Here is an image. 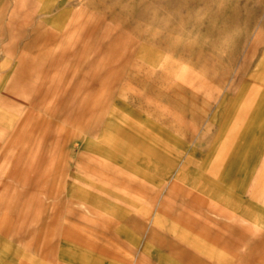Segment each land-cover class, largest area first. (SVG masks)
Here are the masks:
<instances>
[{"label": "rangeland", "instance_id": "1", "mask_svg": "<svg viewBox=\"0 0 264 264\" xmlns=\"http://www.w3.org/2000/svg\"><path fill=\"white\" fill-rule=\"evenodd\" d=\"M58 41L2 103L67 128L0 125V264H264V0H0L3 75Z\"/></svg>", "mask_w": 264, "mask_h": 264}, {"label": "bare ground", "instance_id": "2", "mask_svg": "<svg viewBox=\"0 0 264 264\" xmlns=\"http://www.w3.org/2000/svg\"><path fill=\"white\" fill-rule=\"evenodd\" d=\"M42 6V5H41ZM40 12L41 14H47V9L46 8H40ZM15 19H14V16L11 15L9 17V20H8V24L12 25L14 23ZM33 26V25H32ZM58 36V35H57ZM46 37V36H45ZM58 39V38H57ZM20 43V42H19ZM56 52L55 53H50V51H48V53H44L42 54V58H38L36 57L35 55H30L29 52H21V54L18 55V59H16V64L13 66L11 72H8V75L9 76H5L3 75V73L1 72V69L5 68V67H8L11 63L9 60H6L4 61L3 63L0 64V94H1V98L0 99V125H9L12 123V121L16 119V125H21V124H24V123H28V122H36L35 124L36 125H39V128H38V134L41 135V137L38 139L36 138H33V142L34 140H37L39 141V145L36 146H33L31 147V150L34 151L36 149H40L43 145L42 143V140L46 139V135L50 133V130L51 128H53V124L55 126L58 127V129L61 131V130H65L67 128V123L62 119L61 115H60V107H61V101H60V98H61V95H56L53 94V91L51 89V83H48L47 85L45 84L44 87L45 89H40L41 91V94L39 96H37V100L35 101V103H43L46 99L48 98H52V103L50 105H47V106H44L41 104L42 107H44L43 109H40L39 107L37 108V110H39L38 113H36L35 109L34 108L32 110V113H29V114H23L22 116L20 117H16L15 115V110L13 111V108H15L14 106L12 105H7V106H3L2 103H4L5 99L4 98H8L10 96V98H12L15 93L21 89H24L25 88V85L28 84V82H31L34 78L35 75H37V73L39 72V70L41 69H45L46 66L48 65H51L52 63H54L57 59V55H58V51H60L63 47V43H61L60 41L56 42ZM45 47V46H44ZM37 49V48H36ZM40 49V48H39ZM22 51V50H21ZM47 52V51H46ZM50 53V54H49ZM147 69H150L149 67H147ZM141 79L142 80H146L148 77H149V72L148 71H145L143 73H141ZM42 77V76H41ZM34 81V80H33ZM6 83H9L11 85L5 87L7 84ZM4 86V87H3ZM4 89H3V88ZM122 89V88H120ZM4 100V101H3ZM111 101V100H110ZM115 103V102H114ZM113 103V104H114ZM28 106L30 108H33L32 105L28 104ZM110 106V105H109ZM4 107V108H2ZM35 107V106H34ZM119 108V107H118ZM12 109V110H11ZM21 109V108H20ZM20 109H16V111L18 110V112L20 111ZM113 110V109H112ZM115 110V109H114ZM176 110V109H175ZM178 112V111H177ZM113 113V112H112ZM108 117V116H107ZM176 120V119H175ZM25 127V126H24ZM34 129V128H33ZM2 133V131H0V134ZM108 133V132H107ZM34 135V134H32ZM107 135V134H106ZM117 136V135H116ZM116 138V137H114ZM118 138V136H117ZM84 139H87V137H85ZM119 140V139H118ZM151 140V139H150ZM45 141V140H44ZM154 142V141H153ZM121 143V142H120ZM162 144V143H161ZM111 145V144H110ZM113 145V144H112ZM25 146L24 143L22 144V147ZM154 147V146H153ZM152 147V148H153ZM110 148V147H109ZM117 149V147H115ZM114 148V149H115ZM151 148V147H150ZM149 148V150H150ZM155 148V147H154ZM153 148V150H154ZM161 148V147H160ZM157 149V148H155ZM162 149V148H161ZM151 150V151H153ZM159 150V149H158ZM116 151V150H114ZM151 151H148V152H151ZM157 151V150H156ZM1 152V150H0ZM159 152V151H158ZM152 154V152H151ZM154 154V152H153ZM158 153L155 154V156L157 155ZM2 154L0 153V156ZM83 156V155H82ZM154 156V155H153ZM85 158V157H84ZM86 159V158H85ZM87 161V160H86ZM84 162V161H83ZM89 164V163H88ZM95 165V164H94ZM79 166V165H78ZM89 166V165H88ZM96 166V165H95ZM94 167V166H93ZM84 168V167H83ZM86 168H87V165H86ZM99 168V167H98ZM112 168V167H111ZM115 168V167H114ZM117 169V167H116ZM115 169V170H116ZM120 169V168H118ZM91 170V169H90ZM96 170V168H95ZM104 170V169H103ZM114 170V171H115ZM87 171V170H86ZM93 171V170H92ZM97 171H99L97 169ZM113 171V172H114ZM118 171V170H117ZM95 172V171H93ZM102 172V171H101ZM112 171H110L111 173ZM94 174V173H93ZM96 174H98L96 172ZM107 174V173H106ZM130 174V173H129ZM109 175V174H108ZM106 175V176H108ZM132 175V174H131ZM110 176V175H109ZM127 176H128V173H127ZM56 177V176H55ZM102 177V176H101ZM134 177V176H133ZM111 178H114V179H117V177H112ZM123 178V177H121ZM131 178V177H130ZM129 178V179H130ZM55 179V178H54ZM128 179V180H129ZM136 179V178H135ZM107 180V179H106ZM110 180V179H108ZM122 180V179H121ZM132 180V179H131ZM115 181V180H113ZM112 181V182H113ZM117 182V180H116ZM128 182V181H127ZM102 183V182H101ZM114 183V182H113ZM120 182L118 181L117 184H119ZM116 184V183H115ZM127 184H131V183H127ZM126 184V186L128 187V185ZM105 185V184H104ZM125 186V184H123ZM120 186V185H119ZM123 186V187H124ZM136 186H137V183H136ZM139 186V185H138ZM111 187V186H109ZM133 187V185H132ZM125 188V187H124ZM131 188V187H130ZM139 188V187H138ZM112 189V187H111ZM127 189V188H126ZM142 190V189H141ZM53 192V190H51ZM117 191V189H116ZM133 191V190H131ZM136 191V190H135ZM134 191V192H135ZM138 191V190H137ZM51 192V193H52ZM141 193V191H139ZM118 193V192H117ZM139 194V193H138ZM148 194V193H147ZM58 195V194H57ZM141 195V194H140ZM69 197V196H68ZM115 198V197H114ZM171 198V197H170ZM192 202V201H191ZM69 209V208H68ZM71 209V208H70ZM69 211V210H68ZM67 211V212H68ZM75 211V210H73ZM66 212V213H67ZM78 212V211H77ZM104 213V212H103ZM77 214V213H76ZM81 214V213H80ZM101 214V213H100ZM104 215V214H103ZM109 217V216H108ZM107 217V218H108ZM111 219V218H110ZM207 219V218H206ZM219 219V218H218ZM95 220V219H94ZM112 220V219H111ZM99 221V220H98ZM108 221V220H107ZM100 222V221H99ZM103 224V223H102ZM101 224V225H102ZM104 225V224H103ZM107 225V224H106ZM214 225H217V224H214ZM100 226V225H99ZM98 226V227H99ZM105 226V225H104ZM218 227V226H217ZM83 228V227H82ZM222 228V227H221ZM84 229V228H83ZM98 229V228H97ZM223 229V228H222ZM91 231V230H90ZM109 231V230H107ZM226 231V230H225ZM92 232V231H91ZM95 233V232H93ZM97 233V232H96ZM104 233V232H102ZM222 233L224 234V232L222 231ZM232 233V232H231ZM89 234V233H87ZM98 234V233H97ZM85 235V234H84ZM107 235V234H106ZM143 235V234H142ZM95 236V235H94ZM96 237V236H95ZM100 237V236H99ZM105 237V235H104ZM218 237V236H217ZM98 237H96L97 239ZM108 239H111V238H108ZM91 240V239H90ZM102 240V239H101ZM221 240V239H220ZM93 241V240H92ZM164 241V240H163ZM219 242V240H218ZM112 243V242H110ZM162 244V243H161ZM182 244V243H181ZM101 245V244H100ZM104 245V244H102ZM110 245V244H109ZM163 245V244H162ZM224 245V244H223ZM108 249V248H107ZM115 249V248H114ZM25 251V250H24ZM112 251V250H111ZM95 252V251H94ZM208 256V254L206 255ZM133 264H141L139 262H135Z\"/></svg>", "mask_w": 264, "mask_h": 264}]
</instances>
